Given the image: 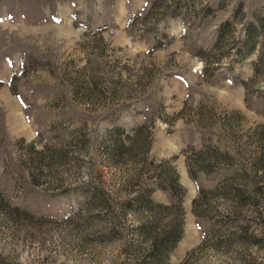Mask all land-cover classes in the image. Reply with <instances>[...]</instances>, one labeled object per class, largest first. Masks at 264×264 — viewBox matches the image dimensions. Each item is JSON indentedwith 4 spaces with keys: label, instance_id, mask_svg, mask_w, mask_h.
<instances>
[{
    "label": "rangeland",
    "instance_id": "rangeland-1",
    "mask_svg": "<svg viewBox=\"0 0 264 264\" xmlns=\"http://www.w3.org/2000/svg\"><path fill=\"white\" fill-rule=\"evenodd\" d=\"M0 264H264V0H0Z\"/></svg>",
    "mask_w": 264,
    "mask_h": 264
},
{
    "label": "trees",
    "instance_id": "trees-1",
    "mask_svg": "<svg viewBox=\"0 0 264 264\" xmlns=\"http://www.w3.org/2000/svg\"><path fill=\"white\" fill-rule=\"evenodd\" d=\"M228 23L229 21L227 20L219 26L218 32H219L220 38H221L220 34H222L225 28H227L226 26L228 25ZM248 35L251 36L252 32H249ZM253 49H254V46L250 48V51ZM260 60H261V56H259L257 60L254 61L253 69L255 73L258 70V65L260 64ZM209 67H210V62H208V59H207L206 65L204 67V71L208 72ZM244 84L246 87L247 83L244 82ZM143 126L144 125L137 127L136 132H140L143 129ZM136 135L137 134H132L130 135V137L136 136ZM120 146L124 147V145L122 144ZM118 147L119 146L117 145V150L119 152V150L122 147L121 148L120 147L118 148ZM189 148L195 152L194 157L186 155L187 163L189 165L188 166L189 172L191 176H193L194 178H196L198 171H203L209 174L223 165H229L228 162L224 163V160H223L225 159V157H227V153H222V152L212 150L211 153L209 154V152L205 151L204 148L195 149L194 147H190V146ZM140 160L141 162L144 163L146 161V157L142 156ZM153 177L155 178V181H156L155 187H160V188L167 190L171 197H174V195L175 196L177 195V196H180L181 198V196H183L184 187L179 182V175L175 172V170H173V168H172V173L169 171L159 170L158 172H156L155 175H152V178ZM225 186L229 191L233 192V194L237 196H240L241 193L243 192V189L241 187H235L230 182H227ZM152 191H153V188H143L141 194L137 197V199L140 202H146L150 204L151 203L150 196H151ZM204 192L205 190L201 188L199 196L194 200V204L200 199V196H202ZM182 233H183V227L181 226V224H179V222H174L171 226H169L168 228H165V231H163L162 235L153 240L154 241L153 253L155 252L154 256L157 255L158 257V253L160 254V253L169 252L174 247V245L177 243V241L181 238Z\"/></svg>",
    "mask_w": 264,
    "mask_h": 264
}]
</instances>
